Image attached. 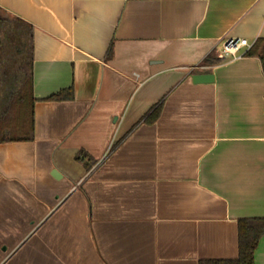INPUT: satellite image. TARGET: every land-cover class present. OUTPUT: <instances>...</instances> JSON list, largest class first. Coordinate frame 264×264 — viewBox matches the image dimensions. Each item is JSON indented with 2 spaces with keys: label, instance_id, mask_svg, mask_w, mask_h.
<instances>
[{
  "label": "crops",
  "instance_id": "1",
  "mask_svg": "<svg viewBox=\"0 0 264 264\" xmlns=\"http://www.w3.org/2000/svg\"><path fill=\"white\" fill-rule=\"evenodd\" d=\"M0 9L33 48L32 115L0 133L19 136L0 141V264L236 259L239 220L264 218V70L219 54L227 38L264 39V0ZM7 91L0 81V117Z\"/></svg>",
  "mask_w": 264,
  "mask_h": 264
},
{
  "label": "trees",
  "instance_id": "2",
  "mask_svg": "<svg viewBox=\"0 0 264 264\" xmlns=\"http://www.w3.org/2000/svg\"><path fill=\"white\" fill-rule=\"evenodd\" d=\"M4 11L0 9V33L2 34V28L9 22L4 15ZM17 20V19H15ZM31 29V28H30ZM26 39L29 40V47ZM7 42L8 46L13 50L15 57H17V69L14 64L10 68L3 66L0 62V81H4L7 85V98L9 100L8 107L4 114L0 117V133L5 125L13 123L16 114L17 118L27 117L32 110L28 111V101H33V48L31 43V33L14 31L9 28L0 36V51L4 44ZM112 53V48L109 50V54ZM249 56H256L261 60L264 70V39H258L252 46V48L246 53ZM210 64H214L210 61ZM74 92L72 88L63 90L57 94L48 98L50 101H63L72 100ZM15 115L14 117H12ZM158 117V111H154L148 117V121L154 122ZM32 119V117H30ZM26 121V118H25ZM31 128H33V121L31 120ZM1 135V134H0ZM15 138H19L15 133H9L0 141H13ZM84 155L78 156L77 159L81 160ZM239 255L236 259L231 260H207L201 261L200 264H255L254 256L256 249L264 237V218H252L239 220Z\"/></svg>",
  "mask_w": 264,
  "mask_h": 264
},
{
  "label": "rangeland",
  "instance_id": "3",
  "mask_svg": "<svg viewBox=\"0 0 264 264\" xmlns=\"http://www.w3.org/2000/svg\"><path fill=\"white\" fill-rule=\"evenodd\" d=\"M4 15L7 17L9 22L6 23L5 26H3L2 34L0 33V36L3 35V40H4V32H5V30H7L9 28L13 29L14 31H19V33L24 32V31H25V33L28 32L14 18H12L11 16H9L7 14H4ZM26 41H27V45L29 47V40L26 39ZM0 62H2L3 66H7L8 68H10L11 65L14 64L15 68L12 69L13 72H15L17 69V57H15L13 50L8 46L7 42L1 48ZM27 117H29L28 114H27ZM26 120H28V118Z\"/></svg>",
  "mask_w": 264,
  "mask_h": 264
},
{
  "label": "built area",
  "instance_id": "4",
  "mask_svg": "<svg viewBox=\"0 0 264 264\" xmlns=\"http://www.w3.org/2000/svg\"><path fill=\"white\" fill-rule=\"evenodd\" d=\"M252 46L253 45L246 39L227 38L223 42L219 58L237 60L246 55L247 52L245 51V49H248L249 51Z\"/></svg>",
  "mask_w": 264,
  "mask_h": 264
},
{
  "label": "water",
  "instance_id": "5",
  "mask_svg": "<svg viewBox=\"0 0 264 264\" xmlns=\"http://www.w3.org/2000/svg\"><path fill=\"white\" fill-rule=\"evenodd\" d=\"M211 79H213V77L210 75L198 74L194 76L195 82H202V81L211 80Z\"/></svg>",
  "mask_w": 264,
  "mask_h": 264
}]
</instances>
